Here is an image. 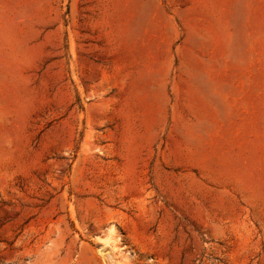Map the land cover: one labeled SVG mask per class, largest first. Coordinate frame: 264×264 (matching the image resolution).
Instances as JSON below:
<instances>
[{
  "label": "rangeland",
  "instance_id": "rangeland-1",
  "mask_svg": "<svg viewBox=\"0 0 264 264\" xmlns=\"http://www.w3.org/2000/svg\"><path fill=\"white\" fill-rule=\"evenodd\" d=\"M0 264H264V0H0Z\"/></svg>",
  "mask_w": 264,
  "mask_h": 264
}]
</instances>
